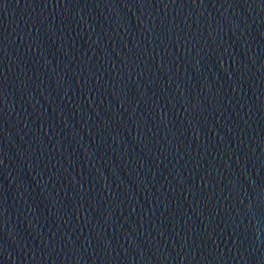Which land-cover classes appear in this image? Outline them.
I'll use <instances>...</instances> for the list:
<instances>
[{"label":"water","instance_id":"1","mask_svg":"<svg viewBox=\"0 0 264 264\" xmlns=\"http://www.w3.org/2000/svg\"><path fill=\"white\" fill-rule=\"evenodd\" d=\"M0 264H264V0H0Z\"/></svg>","mask_w":264,"mask_h":264}]
</instances>
